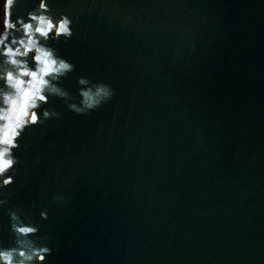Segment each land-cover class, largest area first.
<instances>
[{
    "label": "water",
    "instance_id": "obj_1",
    "mask_svg": "<svg viewBox=\"0 0 264 264\" xmlns=\"http://www.w3.org/2000/svg\"><path fill=\"white\" fill-rule=\"evenodd\" d=\"M9 22L21 52L47 29L15 59L48 84L25 101L0 45V251L264 264V0H13Z\"/></svg>",
    "mask_w": 264,
    "mask_h": 264
},
{
    "label": "clouds",
    "instance_id": "obj_2",
    "mask_svg": "<svg viewBox=\"0 0 264 264\" xmlns=\"http://www.w3.org/2000/svg\"><path fill=\"white\" fill-rule=\"evenodd\" d=\"M13 3V0H0V7L3 8V24H4V28L5 31L3 33H0V45H5V40L7 38L8 32L7 29L13 28L15 27L14 24L9 22V9L11 7ZM41 7H45V5L43 4V2L41 3ZM29 16L32 19H38L41 24L45 23V18L43 16L40 17H36L33 16L32 13H29ZM21 27L23 28V31L25 33L26 39L24 36L18 38L19 39V44L23 46L24 51L21 52L20 48L17 47L16 49H12L10 46L5 45L3 48V52L2 54H6L7 55V60L8 62H10L12 65H25V67L22 68H18L17 71L20 72L22 75H28L31 77V80L25 82L23 80H21V78L19 76H16L15 78L13 77V73L12 72H7L6 73V83H12V86L17 90L20 91L21 90V85L24 83H28L30 85V88L28 89H24L23 90V96L25 101H27L31 96H37L40 97L41 99H46V97L41 95V85H47L48 81L46 79H42L41 77H39L37 75V72L31 71L26 67L27 62L26 61H22V60H16L15 56L19 55V56H26L27 53L31 50H33V48L36 49V51L39 53L40 52V48L38 47V42L37 40L34 38L33 35H31V33L33 31L40 33V35L45 36L46 37V32L47 29H50L52 27L51 22H47V29L45 27H41V26H37L35 29L32 28V25L29 23H24L21 25ZM59 31H66V29H64L63 27H61V29H59ZM12 43H17V40L14 39L12 41ZM50 55V52H49ZM34 60H39L40 59V55L34 56L33 57ZM55 63V60H51L46 62L45 67H43L42 69H40V72L42 73V75H47L51 72H53L55 69L52 67V65ZM61 68H65V69H69L71 68V65L67 64V62L61 61L60 65ZM39 67V65H38ZM13 79H14V83H13ZM50 91H58L55 88H51ZM5 102H7V94H5ZM13 103H15V101H13ZM32 107H35V102H32ZM21 114L22 115H26L27 113L24 111V108L21 107ZM45 115H47V113H45ZM32 122H35V116H32ZM20 123H24L23 120L20 121ZM18 134V133H17ZM4 151H7V149H4ZM11 164V160H3L2 163H0V171H2L4 168L9 167ZM9 181H5V183H8ZM19 231L21 233H29V232H34L36 231L35 228H31V227H22L19 229ZM15 251V250H10L9 252H4V251H0V262H2V264H14L13 259H12V255L11 252ZM20 256H24L25 253L23 252V250H21L19 252ZM27 259H32L31 256H28ZM37 259L42 260L43 256H39L37 257ZM15 264H24L23 260L20 261H16Z\"/></svg>",
    "mask_w": 264,
    "mask_h": 264
},
{
    "label": "rangeland",
    "instance_id": "obj_3",
    "mask_svg": "<svg viewBox=\"0 0 264 264\" xmlns=\"http://www.w3.org/2000/svg\"><path fill=\"white\" fill-rule=\"evenodd\" d=\"M2 11H3V8L0 7V27H1V17H2Z\"/></svg>",
    "mask_w": 264,
    "mask_h": 264
}]
</instances>
